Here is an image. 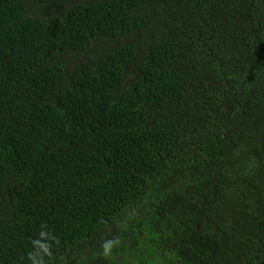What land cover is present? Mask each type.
<instances>
[{
    "label": "trees",
    "instance_id": "trees-1",
    "mask_svg": "<svg viewBox=\"0 0 264 264\" xmlns=\"http://www.w3.org/2000/svg\"><path fill=\"white\" fill-rule=\"evenodd\" d=\"M0 264H264V0H0Z\"/></svg>",
    "mask_w": 264,
    "mask_h": 264
}]
</instances>
